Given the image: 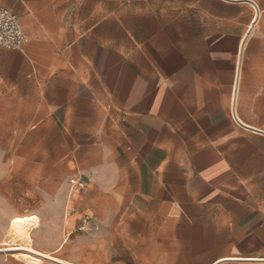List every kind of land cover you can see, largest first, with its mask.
<instances>
[{"label": "crops", "instance_id": "obj_1", "mask_svg": "<svg viewBox=\"0 0 264 264\" xmlns=\"http://www.w3.org/2000/svg\"><path fill=\"white\" fill-rule=\"evenodd\" d=\"M0 4L27 35L0 50V128L34 125L45 192L7 218L39 216L38 264H264V0Z\"/></svg>", "mask_w": 264, "mask_h": 264}, {"label": "rangeland", "instance_id": "obj_2", "mask_svg": "<svg viewBox=\"0 0 264 264\" xmlns=\"http://www.w3.org/2000/svg\"><path fill=\"white\" fill-rule=\"evenodd\" d=\"M11 101L14 102L15 100ZM33 131L34 125L20 127L17 124H10L7 127L0 128V240H2L0 245L3 247L8 246L6 242L9 240L7 237L10 236L9 228L17 219L23 224L24 220L20 219L23 217L19 216H25L16 215L9 219L7 218V211L10 208L23 210L26 203L45 195V192L40 190V180L33 173L35 162L33 144L18 141L19 135L32 134ZM27 145H30L31 148H26ZM24 169H29L31 174H22ZM54 172L58 174L57 182L59 186L67 175L63 170H58L57 167H55ZM58 227V233H67L73 225L69 219L65 230L60 229V224H58ZM3 237L7 239H3Z\"/></svg>", "mask_w": 264, "mask_h": 264}, {"label": "built area", "instance_id": "obj_3", "mask_svg": "<svg viewBox=\"0 0 264 264\" xmlns=\"http://www.w3.org/2000/svg\"><path fill=\"white\" fill-rule=\"evenodd\" d=\"M27 42V35L20 18L11 8L0 4V50L21 49ZM70 200H74L85 188L86 182L78 177L70 179Z\"/></svg>", "mask_w": 264, "mask_h": 264}, {"label": "bare ground", "instance_id": "obj_4", "mask_svg": "<svg viewBox=\"0 0 264 264\" xmlns=\"http://www.w3.org/2000/svg\"><path fill=\"white\" fill-rule=\"evenodd\" d=\"M21 219V218H20ZM40 225V219L36 215H30L25 218L23 224H21L20 220H15L14 224L9 228V240L6 242L8 246L12 250H17L16 255L28 258V262L31 264L40 263V258L35 257L25 249L34 250L33 247V238L31 234V230ZM6 250V249H5ZM26 262V261H25Z\"/></svg>", "mask_w": 264, "mask_h": 264}]
</instances>
